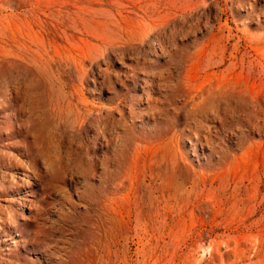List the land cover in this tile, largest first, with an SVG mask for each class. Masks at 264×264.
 <instances>
[{
    "label": "rangeland",
    "instance_id": "1",
    "mask_svg": "<svg viewBox=\"0 0 264 264\" xmlns=\"http://www.w3.org/2000/svg\"><path fill=\"white\" fill-rule=\"evenodd\" d=\"M0 264H264V0H0Z\"/></svg>",
    "mask_w": 264,
    "mask_h": 264
},
{
    "label": "bare ground",
    "instance_id": "2",
    "mask_svg": "<svg viewBox=\"0 0 264 264\" xmlns=\"http://www.w3.org/2000/svg\"><path fill=\"white\" fill-rule=\"evenodd\" d=\"M194 66H195V65H194ZM194 66H193V67H194ZM196 67H197V66H196ZM192 69H193V68H192ZM191 71H192V70H191ZM191 71H190V72H191ZM201 71H202V70H201ZM194 73H195V72H194ZM202 73H203V72H202ZM194 75H196V74H194ZM209 75H210V74H209ZM190 78H191V76H190ZM192 80H193V78H192ZM199 80H200V79H199ZM210 81H211V80H210ZM146 151H147V149H146ZM194 239H195V238H194Z\"/></svg>",
    "mask_w": 264,
    "mask_h": 264
}]
</instances>
